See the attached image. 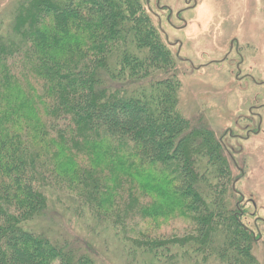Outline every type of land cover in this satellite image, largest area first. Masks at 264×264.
I'll return each instance as SVG.
<instances>
[{
  "label": "trees",
  "instance_id": "obj_1",
  "mask_svg": "<svg viewBox=\"0 0 264 264\" xmlns=\"http://www.w3.org/2000/svg\"><path fill=\"white\" fill-rule=\"evenodd\" d=\"M159 32L143 0L0 5V264L110 255L93 227L71 243L29 227L65 216L56 204L113 218L121 264H258L236 167L178 110L180 63Z\"/></svg>",
  "mask_w": 264,
  "mask_h": 264
},
{
  "label": "rangeland",
  "instance_id": "obj_2",
  "mask_svg": "<svg viewBox=\"0 0 264 264\" xmlns=\"http://www.w3.org/2000/svg\"><path fill=\"white\" fill-rule=\"evenodd\" d=\"M143 2L180 63L178 110L191 125H206L232 158L235 188L243 197L242 220L257 238L252 251L256 261L264 264V0ZM54 208L65 216L46 215L29 227L40 230L51 224L53 236L70 241L66 243L92 238L84 228L93 227L97 239L108 237L111 246L110 255L96 247L102 255L99 264H121L113 218L90 222L82 211L77 222L62 205Z\"/></svg>",
  "mask_w": 264,
  "mask_h": 264
}]
</instances>
